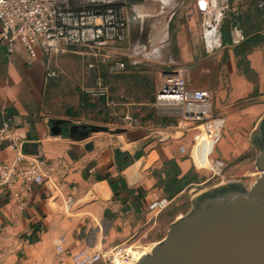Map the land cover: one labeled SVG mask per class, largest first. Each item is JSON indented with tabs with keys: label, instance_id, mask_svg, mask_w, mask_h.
Returning <instances> with one entry per match:
<instances>
[{
	"label": "crops",
	"instance_id": "0c3cea01",
	"mask_svg": "<svg viewBox=\"0 0 264 264\" xmlns=\"http://www.w3.org/2000/svg\"><path fill=\"white\" fill-rule=\"evenodd\" d=\"M197 1L132 0L127 6L129 34L133 26V44L128 51L139 50L144 44L136 41V35H146L151 37L147 47L151 54H130V65L149 63L159 68L163 78L183 73L189 88L210 91L214 114L225 119L226 132L217 144L222 145V158L238 156L239 148L251 144L250 134L264 116V44L252 42L254 34L244 24V43L237 47L225 43L230 41L228 31H224L223 47L206 56ZM139 4L153 13L152 23H143L147 15H137ZM232 5L240 15L238 0ZM233 13L226 26L240 17ZM176 15L185 19L183 30H177L178 21L170 24ZM149 23L152 28L144 34ZM120 50L111 48L108 54L121 55ZM66 54L50 60L41 54L28 64L23 46L9 53L0 39V128L7 121L12 127L11 138L0 147V163L18 154L36 155L50 169V181L35 186L23 204L0 189V264H73L71 256L57 252L56 244H68L77 222L86 220L95 229L133 221L139 224L138 218L157 200L158 177L154 171L172 159L193 164L188 153L194 132L185 130L176 117L156 105V112L147 118L124 113L114 123L100 125L105 131L91 133L80 130V121L66 113L49 112L48 96ZM50 72L56 76L50 77ZM109 102L112 115L115 103ZM125 115L132 117L131 123L124 120ZM169 124L176 128H167ZM210 146L214 154L216 141L205 144L204 158L195 159L197 169L206 168Z\"/></svg>",
	"mask_w": 264,
	"mask_h": 264
},
{
	"label": "built area",
	"instance_id": "2783aa9c",
	"mask_svg": "<svg viewBox=\"0 0 264 264\" xmlns=\"http://www.w3.org/2000/svg\"><path fill=\"white\" fill-rule=\"evenodd\" d=\"M131 1L0 0V39L7 44L9 53H13L16 46H23L28 53V64H32L41 54L50 60L74 50L83 58L88 56L105 61L111 74H120L126 70V64L122 58L109 55L108 50L124 44L128 39L127 6ZM232 1L235 0L197 1L201 40L206 56L223 47V27L231 21L232 12L235 16L239 15ZM229 40L234 47L245 42V33L238 25H231ZM89 66L95 65L89 63ZM49 76L54 77L56 73L50 72ZM85 91L94 99L109 100L108 86L100 76ZM155 105L176 117L185 130L194 132L188 154L196 167L195 159L204 158L205 144L212 140L218 143L225 127V119L213 112L212 93L191 89L183 73H171L165 75L159 84ZM124 120L131 123L133 119L125 115ZM167 128L175 129L176 126L169 124ZM11 134L12 127L8 121L4 122L0 128V147L11 138ZM180 150L185 152L183 147ZM225 168L222 160L214 158L209 170L213 175L221 176ZM49 173L50 169L41 157L18 154L13 160L0 163V189L8 191L23 204V199L35 186L50 181ZM62 244V241L56 244L60 254L64 251ZM118 253L121 255L123 252ZM72 260L73 264H92L98 258L96 255L88 259L86 252H82Z\"/></svg>",
	"mask_w": 264,
	"mask_h": 264
},
{
	"label": "rangeland",
	"instance_id": "374dc122",
	"mask_svg": "<svg viewBox=\"0 0 264 264\" xmlns=\"http://www.w3.org/2000/svg\"><path fill=\"white\" fill-rule=\"evenodd\" d=\"M238 2L241 14L231 23L242 29L246 24L247 31L254 34L252 42L264 44V0H238ZM136 9L137 15L149 17L144 18L143 23L154 21V18L150 17L153 13H150L146 7L139 4ZM184 20V17L176 15L172 21L169 18L168 22L171 21L170 24L175 25L178 21L177 30H183L181 23ZM230 27L225 25L223 29L229 33ZM132 28L133 26L127 41L113 47V49H121L119 51L121 55L114 56L122 58L126 64V70L120 74H111L108 64L101 59L96 60L88 56L83 58L74 50L64 55L65 59L60 65L62 71L56 77L57 82L53 92L48 96V111L56 115L66 113L74 121H80L78 125L80 130L89 131V133L94 128L96 132L104 131V127L100 125L114 123L124 113L131 116L143 114L145 118L155 113V93L163 79V74L159 73V68L149 63L130 65V54L134 53L142 57L145 53L151 54L150 47L147 49L151 43V37L144 34L146 29L151 30L152 27L149 23V28L144 27V36L136 35V41L144 44L139 50L129 52ZM89 63L95 66L90 67ZM98 76L104 79L109 90V100L115 103L114 106L112 105L115 109L112 115L108 111L107 105L110 104L108 99H94L85 91L86 88L94 85ZM223 132H226V129H223L222 134ZM217 144L212 157L210 156L212 148L209 147L208 164L204 169H197L194 164L182 159H172L154 171L158 177L157 200L138 218L139 224L133 221L128 225L123 224L117 227L111 225L110 228L102 225L101 229H95L94 226H89L88 221L80 220L69 234L68 244L66 242L62 244L64 251L61 254L74 258L86 252L88 259H93L100 254V258L92 264H112L113 260L120 255V253L115 254L112 259L111 254L115 251H126L161 241L167 235L171 223L193 208L192 198L195 195L229 182L242 183L250 188L260 175L256 167L257 153L254 146L248 144L245 149L239 148L241 153L238 156L228 155L222 158V145ZM214 158H219L226 165L221 176H215L209 170ZM176 172L181 173V176L176 177ZM64 212L69 214L67 209Z\"/></svg>",
	"mask_w": 264,
	"mask_h": 264
},
{
	"label": "water",
	"instance_id": "95a60500",
	"mask_svg": "<svg viewBox=\"0 0 264 264\" xmlns=\"http://www.w3.org/2000/svg\"><path fill=\"white\" fill-rule=\"evenodd\" d=\"M250 142L260 172L250 188L229 182L195 195L161 241L127 250L113 264H264V116Z\"/></svg>",
	"mask_w": 264,
	"mask_h": 264
},
{
	"label": "bare ground",
	"instance_id": "6f19581e",
	"mask_svg": "<svg viewBox=\"0 0 264 264\" xmlns=\"http://www.w3.org/2000/svg\"><path fill=\"white\" fill-rule=\"evenodd\" d=\"M260 176V175H259ZM154 244H156V243H154ZM149 245H152V244H149ZM135 248V247H134ZM130 249H132V248H130ZM130 249H128V250H130ZM127 251V250H126ZM123 253L125 252V251H122ZM118 254V253H117ZM98 255H100V254H97V258L99 259L100 257L98 256ZM119 257V256H118ZM116 260V259H115ZM115 260H113V262L115 261ZM112 262V263H113Z\"/></svg>",
	"mask_w": 264,
	"mask_h": 264
},
{
	"label": "trees",
	"instance_id": "16d2710c",
	"mask_svg": "<svg viewBox=\"0 0 264 264\" xmlns=\"http://www.w3.org/2000/svg\"><path fill=\"white\" fill-rule=\"evenodd\" d=\"M177 172H178V171H177ZM177 172H176V174H175L176 177L181 176V173H177Z\"/></svg>",
	"mask_w": 264,
	"mask_h": 264
}]
</instances>
